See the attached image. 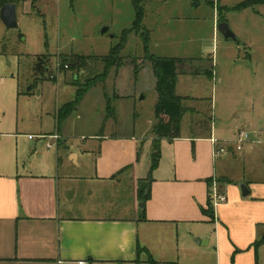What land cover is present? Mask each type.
<instances>
[{"label": "crops", "instance_id": "obj_1", "mask_svg": "<svg viewBox=\"0 0 264 264\" xmlns=\"http://www.w3.org/2000/svg\"><path fill=\"white\" fill-rule=\"evenodd\" d=\"M8 2L15 3L18 21L19 13L34 12L38 0ZM234 5L212 2L209 35L216 46L154 54L183 60L175 93L189 110L181 118L180 135L160 141L152 171L154 123L139 134L122 135L112 131L117 127L113 113L109 131L101 125L81 134L76 149L66 145L69 136L56 117L54 131L27 134L33 135L30 145L54 134L59 139L55 153L34 149V164L18 165L9 174L0 166V264H147L150 258L153 264H264V243L254 246L264 233V179L233 177L230 156L235 159L236 151L214 156L211 139L216 137L208 121L214 86L230 81L232 69L253 92L262 87L264 4L240 10L231 9ZM220 8L237 46L219 45ZM234 11L245 28L231 25ZM64 46L57 45L58 55ZM116 70L112 88L120 100L124 94L118 93ZM145 179L149 197L142 202L137 188ZM241 184L248 190L245 196ZM214 185L226 202L213 204Z\"/></svg>", "mask_w": 264, "mask_h": 264}, {"label": "rangeland", "instance_id": "obj_2", "mask_svg": "<svg viewBox=\"0 0 264 264\" xmlns=\"http://www.w3.org/2000/svg\"><path fill=\"white\" fill-rule=\"evenodd\" d=\"M240 1L229 0V3ZM140 4L144 12L142 25L149 31L150 53L175 55L180 47L186 46H190L192 53H198L199 45L216 46L209 35L213 6L206 0H140ZM36 7L30 15L19 13L18 29L7 30L0 20V166L5 174L15 172L18 165L37 162L34 149L43 147L55 153L57 140L52 136L35 139L30 145L27 134L54 131L56 107L75 98L74 85L87 82L102 70L100 63L79 73L58 70V44L65 45L60 50L62 54L101 56L120 43L123 32L128 31L120 52L127 57L126 63L117 70L112 68L104 82L91 87L60 123L69 136L66 145L73 149L81 147L80 135L88 134L96 126L102 125L109 131L112 115L108 116L106 111L105 96L111 99L117 118V127L112 131L139 134L155 123V78L144 59L142 30L138 33L132 28L135 11L131 0H38ZM220 12L225 18L227 13L221 8ZM232 14L231 25L242 26L239 13ZM103 27H107L105 32H101ZM217 40L219 45L229 42L237 46L220 33ZM41 54H48L54 80H37L41 76L35 66ZM130 56H134L133 60ZM198 67V64L194 66ZM114 70L115 84L120 86L118 93L124 94L120 100L112 88ZM232 73L230 81L214 86L208 120L215 139L221 142L235 140L242 128L248 132L242 150L236 151L235 159L230 156L233 177L264 179V61L262 87L255 92L252 86L243 84L245 79L237 75L235 68ZM133 82L136 85L127 96ZM82 120L86 123L82 124Z\"/></svg>", "mask_w": 264, "mask_h": 264}, {"label": "trees", "instance_id": "obj_3", "mask_svg": "<svg viewBox=\"0 0 264 264\" xmlns=\"http://www.w3.org/2000/svg\"><path fill=\"white\" fill-rule=\"evenodd\" d=\"M9 0H0V7L8 2ZM208 3L212 4V0H206ZM134 11L135 19L133 21L132 28L136 32L140 33L143 40V51L144 59L148 62L153 76L155 78L154 89L156 92V101L154 104V117L155 123L152 128V133L154 139L152 141V153L150 159V171H152L158 164L160 157V141L162 139L172 140L180 135L181 118L183 114L189 109L186 108L182 101L183 97L176 95L175 93V81H176V69L177 65L183 61L180 58L175 57H161L149 53L148 50V39L149 31L146 30L143 25L144 12L140 4V0H131ZM257 4H264V0H243L236 5L232 6L231 9L240 10L246 7H252ZM219 22H225L223 15L219 16ZM128 31H124L122 40L120 43L112 47L108 54L106 55H84V54H60L58 55L59 70L64 72L67 70H75L79 73L84 69H93L96 64L100 63L102 65V70L95 73L91 79L87 82L79 85H74L76 87L75 98L72 101L66 102L61 107L57 109L56 112V123L60 124L65 117L70 114L80 103L83 96L87 91L96 85L98 82H104L112 68L118 69L126 62L127 57L121 56L120 52L123 48L125 41V34ZM237 41V40H236ZM132 57V60L134 56ZM133 62V61H132ZM35 71L41 76L37 80H54V76L51 77L50 71V58L48 54H41L37 57V62L35 66ZM76 83V82H75ZM77 84V83H76ZM117 98V95H114ZM106 97V111L109 115L113 114V106L111 99ZM209 121V120H208ZM147 187V179L138 181L137 195L140 201L145 202L149 197V190ZM211 198H208V209L212 211ZM264 243V233L262 236L254 242V246ZM150 264L154 261L150 258L148 260ZM176 264V263H171Z\"/></svg>", "mask_w": 264, "mask_h": 264}, {"label": "built area", "instance_id": "obj_4", "mask_svg": "<svg viewBox=\"0 0 264 264\" xmlns=\"http://www.w3.org/2000/svg\"><path fill=\"white\" fill-rule=\"evenodd\" d=\"M56 68L59 70V62L58 61L56 63ZM52 137L55 140L59 139L58 134H54V135H52ZM28 138L32 139L33 135H28ZM248 138H249L248 132L244 129H241V130L237 131V138L235 140L229 142V143L220 142V141H217L215 139H211V142L214 146V153L213 154L215 157H217V156H220L223 154H228L232 151L242 150L244 143L247 142ZM210 196L212 198L214 205H218L220 203L226 202V200H227L226 196L224 194H221L217 190L215 185L213 186V190L211 191ZM79 264H84V262H79Z\"/></svg>", "mask_w": 264, "mask_h": 264}, {"label": "water", "instance_id": "obj_5", "mask_svg": "<svg viewBox=\"0 0 264 264\" xmlns=\"http://www.w3.org/2000/svg\"><path fill=\"white\" fill-rule=\"evenodd\" d=\"M0 20L7 30L18 29V21L16 16V5L13 2H6L0 7ZM107 27H103L101 32H105ZM218 32L224 39L236 41V36L229 28L226 22H219L217 25ZM241 194L243 196L248 194V190L244 184L240 185Z\"/></svg>", "mask_w": 264, "mask_h": 264}]
</instances>
